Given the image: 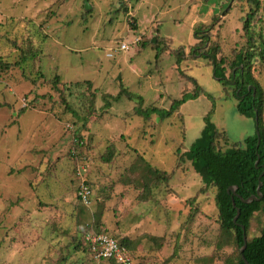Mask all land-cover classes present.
I'll return each mask as SVG.
<instances>
[{
	"label": "rangeland",
	"instance_id": "1",
	"mask_svg": "<svg viewBox=\"0 0 264 264\" xmlns=\"http://www.w3.org/2000/svg\"><path fill=\"white\" fill-rule=\"evenodd\" d=\"M257 2L0 0V60L19 61L20 49L27 55L35 50L37 57L0 66V264H70L81 256L74 245L92 232L96 213L97 230L141 236L130 244L132 264H228L236 252L232 242L216 245L221 239L214 189L199 194L187 222L193 207L185 200L203 182L181 155L207 119L227 136V143L219 140L220 149L256 131L255 120L238 112L226 80L227 62L246 50L251 35L253 75L264 93V60L258 55L264 0ZM206 27L220 46L225 77L216 76L202 54L183 59L171 51L189 50ZM187 77L202 91L161 119L137 115V98H112L127 89L142 98L143 109L167 110L182 89L192 91ZM139 155L158 169H175L168 185L152 195L139 196L140 187L125 180L138 175L131 168ZM84 179L93 190L85 207L76 195ZM263 221L261 211L253 214L248 239L260 234Z\"/></svg>",
	"mask_w": 264,
	"mask_h": 264
},
{
	"label": "trees",
	"instance_id": "2",
	"mask_svg": "<svg viewBox=\"0 0 264 264\" xmlns=\"http://www.w3.org/2000/svg\"><path fill=\"white\" fill-rule=\"evenodd\" d=\"M255 3L257 5V0H255ZM252 9L248 12V16L243 24L245 36L248 33L247 22L250 19L248 17L253 13ZM44 25L45 24L39 25V28L41 29ZM207 28L208 27H206V29ZM199 33V36L196 33V42L193 46H190L189 50L180 47L177 50L171 49V51L175 52L176 56L183 59H188L193 55L202 54L210 59V62L214 66V74L216 76L225 77L226 68L224 64L226 62L222 56L217 57V54L221 51L219 44L217 42L214 43L209 29H203ZM248 36L246 50L244 52H237L234 54V58L227 62L231 71L228 75V80L226 81L232 85L233 95L238 98L236 106L238 112L245 116L252 117L254 120L257 116L259 140L255 131L253 136L245 137L243 143H234L229 148L220 149L219 140H224V142L227 143V136L224 131H218L207 119L200 136L191 144L189 149L181 155L182 158H186L190 161L193 170L201 177V181L203 182L196 195L185 200L186 205L192 208L197 205V197L199 194L207 193L210 188L215 190L213 198L218 210L217 221L219 223V234L221 239L216 245L222 247V241L227 243L232 242L236 252L235 255L226 258L228 264H245L243 257L250 264H264V221L260 229V234L250 239L247 238L250 220L253 214L257 211H261L264 216V116L262 113L264 106V93L260 88L258 80L253 75V59L257 54L254 50L255 44L252 42L253 38L251 35ZM155 39L156 43L154 44V47H157V44H159L158 36ZM262 41L258 55L264 60V40L262 39ZM13 43L15 44L14 41ZM15 50H18V48H15ZM160 50L161 49H159V51ZM29 51L31 50L28 48L27 52ZM159 56L160 53L157 52L156 58ZM35 57V50L27 55L20 49V62L15 60L12 63L11 61L3 63L0 60V66L1 68H9L14 65L18 66V64L33 61L32 59ZM179 76L184 77V74L181 73ZM188 79L193 84L192 91L188 92L187 88L184 90L182 89L180 99L173 100L167 110L156 106L143 109L141 104L142 98L140 96H134V94L127 89H121V91L118 92L116 96H112V98L119 99L121 94H125L128 99L137 98V107L133 108L137 115L144 120H149L152 114H156L159 115L161 119L173 113L178 108L179 103L184 102L187 97H196L197 94L202 91L195 79L192 77ZM56 81L58 82L57 75L54 76V82ZM86 83L90 85V81H87ZM76 84H79V82H76ZM248 86H250V89H248ZM63 101L66 103L64 99ZM108 105L109 104H106V106ZM22 111H24V108ZM72 112L74 113L73 110ZM110 156L111 152L108 154V157ZM132 169L133 171H137L138 175L135 178H126L124 175L122 178H126L125 180H131L133 181L132 184L134 186L138 185L140 187L139 196L143 195L145 191V193L152 195L154 189L158 188L162 183L168 185V182L171 180L175 171V169L174 171L172 169L170 172L158 169L145 161L140 155L136 158L131 170ZM85 182L88 183L87 180H85ZM259 182L262 183L260 187L261 197H258V200H251L249 203L242 202L238 195L242 198H247L252 194L257 195L256 189ZM231 185L236 186V194H233L228 190V187ZM167 188L168 191L173 189L169 186ZM233 202L235 206H233ZM82 206L84 205L82 204ZM236 209H239V216L237 217L236 222H234L233 218L236 215ZM192 210L187 215L189 218L187 222L195 215L197 208L193 207ZM93 215L95 216V214ZM99 220L100 213H96V219H93L92 223H90L95 226V230L93 229L92 232L106 233L105 230H97ZM90 224L88 223L86 228L88 226L90 227ZM241 225L245 228V235L247 238L246 246L242 252L240 250L243 245V230ZM113 236L121 245L127 248L129 253L131 249L130 244H132L134 240H140V238H130L129 236ZM74 248L76 251L80 250L81 256H79L77 260L71 261L70 264H87L90 261V254L89 248L84 243L83 238L77 240ZM108 263L112 264L114 262L109 261Z\"/></svg>",
	"mask_w": 264,
	"mask_h": 264
},
{
	"label": "built area",
	"instance_id": "3",
	"mask_svg": "<svg viewBox=\"0 0 264 264\" xmlns=\"http://www.w3.org/2000/svg\"><path fill=\"white\" fill-rule=\"evenodd\" d=\"M121 49L127 45L122 43ZM81 180L77 188V196L81 204L90 206L92 203L93 190L91 186ZM83 241L89 248L90 261L87 264H100V262L112 261L115 264H132L133 258L127 248L121 245L118 240L108 233L87 232Z\"/></svg>",
	"mask_w": 264,
	"mask_h": 264
},
{
	"label": "water",
	"instance_id": "4",
	"mask_svg": "<svg viewBox=\"0 0 264 264\" xmlns=\"http://www.w3.org/2000/svg\"><path fill=\"white\" fill-rule=\"evenodd\" d=\"M87 7V4L85 5ZM241 67V66H240ZM248 89H250V86H248ZM253 92H254V89H253ZM255 124H256V135H257V138L259 140V131L257 129V116L255 117ZM261 182L258 183V186H257V189H256V193L257 195H250L248 196L247 198H242L238 195V197L241 199L242 202L244 203H249L251 200H258L259 198L258 197H261V192H260V187H261ZM228 190L231 191L233 194H236L235 190H236V186L235 185H231L228 187ZM233 206L234 205V202H233ZM239 216V209H236V215L234 216L233 218V221L236 222V219L237 217ZM242 227V230H243V245L241 247V252L243 251V249L245 248L246 246V242H247V238H246V235H245V228L243 225H241ZM243 261L245 264H250L244 257H243Z\"/></svg>",
	"mask_w": 264,
	"mask_h": 264
},
{
	"label": "crops",
	"instance_id": "5",
	"mask_svg": "<svg viewBox=\"0 0 264 264\" xmlns=\"http://www.w3.org/2000/svg\"><path fill=\"white\" fill-rule=\"evenodd\" d=\"M20 112H22V110H20ZM76 195H77V192H76ZM123 236H129L130 238H133V236L130 235V232L129 231L124 232L123 233ZM137 237H139V236H136L134 238H137Z\"/></svg>",
	"mask_w": 264,
	"mask_h": 264
}]
</instances>
